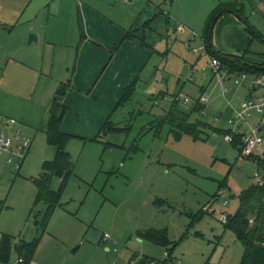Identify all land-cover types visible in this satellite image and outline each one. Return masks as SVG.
<instances>
[{
	"label": "rangeland",
	"instance_id": "obj_1",
	"mask_svg": "<svg viewBox=\"0 0 264 264\" xmlns=\"http://www.w3.org/2000/svg\"><path fill=\"white\" fill-rule=\"evenodd\" d=\"M55 1L33 0L18 26L0 31L3 46L11 38H26L23 50L29 51L27 67L12 66L6 71L0 66V89H16L19 104L8 108L12 97L0 96H9L3 98L2 106L11 113L3 114L24 120V131L33 139L20 169L0 157V243L3 234L10 235L13 242L39 237L35 258L39 264H127L133 255H138V260L151 257L144 259L145 263L158 264L168 250L142 233L162 228L176 244L173 264H240L243 244L227 223H222V216L228 219L237 212L241 191L255 183V173L264 171L253 160L242 157L239 147L226 140V132H215L213 128H231V106L248 99L251 88L247 83H234L239 72L219 71L211 66L214 57L204 48V38L213 8L227 2L242 6L246 21L264 37V0H127L131 7L123 0H111V6H106L112 12L151 5L155 7L154 20L150 21L152 30L145 38L151 47L142 46V52L149 53L143 63L145 70L123 86L124 93L125 87L133 84V93L124 100L123 93L118 97L105 121L110 120L108 128L96 137V133L90 135L94 120H88L102 104L92 102L96 87L119 78L121 71L107 69L102 74L100 69L89 87L74 85V74L77 73V81L83 74V70L76 69L79 52L73 39L76 32L80 36L85 30L80 23L83 15L75 0ZM208 7L209 11H203ZM165 9L169 10L168 15L163 13ZM36 12L38 17L31 18ZM238 20L242 27L228 16L214 22L213 50L240 58L250 49L245 59L263 63L264 41L252 35L245 20ZM177 24L183 31L176 30ZM37 32L42 40L28 44L30 36ZM244 36L247 45L238 44ZM45 37L50 42L48 48L43 42ZM119 46L106 50L107 61L114 59ZM63 83L69 96L61 123L67 119L66 126L80 134L67 143L74 174L42 230L37 219L43 217L46 204H34L37 188L33 179L56 152L47 141L45 127L48 104ZM178 95L179 109L185 112L202 95L209 98L206 113H193L191 117L192 121L199 119L213 127L207 130L209 125L204 124L202 139L195 140L187 134L176 139L168 124L157 132L159 118L164 117ZM184 97L190 101L184 102ZM78 105L83 106L82 112L89 113H80ZM35 115L40 118L35 119ZM261 118L259 112L252 110L249 122L257 125ZM60 180L54 176L51 187L57 189ZM220 191H224L221 197L217 196ZM106 233L110 235L108 241L102 239ZM76 247L78 250L73 252ZM15 258L13 252L9 264H14Z\"/></svg>",
	"mask_w": 264,
	"mask_h": 264
},
{
	"label": "crops",
	"instance_id": "obj_2",
	"mask_svg": "<svg viewBox=\"0 0 264 264\" xmlns=\"http://www.w3.org/2000/svg\"><path fill=\"white\" fill-rule=\"evenodd\" d=\"M57 1L60 3H64V0H56L55 2ZM119 1L121 0H118V2ZM179 1L181 0H178V3ZM32 2L33 0H0V31H2V28L3 29L8 28L9 30H12V28H15L16 26H18V24L21 23L24 16H26ZM110 2L111 0H75L74 2V4H76L80 8V12L83 15L82 20H80V23H82L85 28V30L80 34V36L78 35V32L75 33L76 35L75 34L73 35L75 44L76 42L78 43V52H79L77 63H76L77 64L76 69L83 70V74L78 81L76 80L77 73L74 74L73 76L74 85L78 87H81V86L89 87L93 83L92 79L98 76V72L100 69L103 70L102 74H104L107 69L121 71L119 78L115 80H107L105 81V83L102 80L103 83H101L100 85L98 83L96 87L97 88L96 96L94 97V100H92V102H94V104L96 103H102V104L100 108L96 107V110L94 112H91V113H94L92 116L88 117V120L90 121L94 120V123L92 124L94 132L90 134L92 135L93 133H96L94 137H96L98 132L100 135L101 129H102L101 127L104 126L103 124L105 123L108 114L111 113L112 106L116 104L118 97H121L123 93L122 92L123 86L127 84L129 81H132L134 77H136L137 75L141 76V74L144 72L146 66L145 64L143 65V63L146 62V56L149 55V53L142 52V49H144L142 46L149 45V47H151V45L145 41V38H147V33L150 32V30H152L150 21L154 20L153 18L154 10L152 8H155V7L151 5H146L143 8H137L136 10L133 9L134 11H130L128 9L126 11L125 8H123L122 10L120 8H117L116 12H112L111 10L107 9V6H106V5H109ZM114 2L118 3L115 0ZM123 2L127 3V5L130 6V3H128L127 0H123ZM227 3H230V2H227ZM215 8L216 7H214L213 9ZM206 9L203 8V11H209L210 7ZM157 14H161V13L159 12ZM38 15H39L38 12L33 13L31 15V18L38 17ZM222 16L230 17L233 20V22L239 24L238 26L242 27V24L238 20V16L233 11L227 10ZM29 29H31V26L29 27ZM34 36H36V40L34 39L33 41L40 42L42 40L39 33ZM47 39L48 37H45L43 39V42H45L44 45H47V48H48V45L50 42H48ZM247 41H248L247 37L244 36L242 40L239 41L238 44L247 45L248 43ZM28 44L30 43L28 42ZM25 46H26L25 37L24 38L19 37L17 39L11 38L9 39L8 44L4 46L0 45L1 69L3 68L7 71L12 66L13 68H16L19 66L22 68H25L23 67L24 65L27 67L30 59L28 56L29 51L23 50ZM116 46H119V49L116 52L114 59L107 61L108 54L106 50L108 49L110 50L112 47H116ZM47 48L45 47V53L49 54V51ZM39 51L41 52L39 54L42 55L43 54L42 49H39ZM93 53H96V54H93ZM15 54H20V55L16 56ZM149 61L150 60H148L147 63H149ZM252 75H255V74H252ZM15 82L17 81L15 80ZM18 84H22V82H19ZM54 85L55 84H52L51 86H54ZM49 89L48 91L49 93H51L52 90H49ZM9 90L0 89V95L8 94L12 97L11 102L8 103V108L13 107L15 104L16 105L19 104L17 103L16 99H18V97L20 96V94L18 93L16 89H12V91L11 90L9 91ZM55 93L53 95V98L55 96ZM67 94L63 96L64 98L62 97L63 99L59 98L63 104L65 103V99H67V97L69 96ZM100 95L102 96L100 97ZM78 96L81 97V94H79ZM8 97L0 96V101H1L0 122H2L3 119H5V117L7 119L14 118V117H7L5 116V114H3V113H11L9 112L7 107L2 106L3 98L6 99ZM52 100H50L48 107H50ZM84 100L85 99H83V101ZM238 105L231 106V111L233 113H234L233 108L237 107ZM77 109L80 110V113H89V110L87 112L86 110H83L84 112H82L81 110L83 109V106L81 105H78ZM17 114H23V113H17ZM259 115L262 116V118H261V121L257 123V125H261V124L263 125L264 115L262 114H259ZM34 118L39 119L40 116L35 115ZM84 119H86V117ZM18 121L24 131V128H25L24 120L23 121L18 120ZM67 122L68 121L66 119V121L61 123L60 125L61 131L72 134V135L74 134V136H76L77 134H80L79 132L75 130H70L66 126ZM0 126H2V123L0 124ZM72 131L75 133H73ZM261 132L264 135V126H262ZM26 135L29 136L28 134ZM88 139H92V138H88ZM32 145H33V139H32ZM263 149H264V146H263ZM251 160H253L257 164L259 170L262 171L259 164L257 163L258 161L255 159H251ZM22 240L24 239H19L18 241H14L13 245L15 246ZM40 243H41V239L32 256V261H34L36 264L40 263L38 260L35 259L37 258L36 252L39 249ZM107 250H109L108 247H107ZM13 252L16 255V258L14 261V264H15L17 261V257H18L15 248L13 249L12 253Z\"/></svg>",
	"mask_w": 264,
	"mask_h": 264
},
{
	"label": "trees",
	"instance_id": "obj_3",
	"mask_svg": "<svg viewBox=\"0 0 264 264\" xmlns=\"http://www.w3.org/2000/svg\"><path fill=\"white\" fill-rule=\"evenodd\" d=\"M226 5V6H224ZM242 5V4H241ZM227 10L233 11L239 18L245 20L247 23V29L252 33L253 36H257L264 41L263 35H261L249 22L246 21L243 7L234 6L232 2L222 4L217 6L211 13L212 17L210 23L207 27V33L205 35V47L207 52L217 58L221 65L219 71L232 72H247L253 74L264 73V62L263 63H253L245 59V55L249 54L251 51L247 49L244 57L234 58L231 54H219L213 50L212 47V28L214 22L222 16ZM262 55V54H260ZM234 58V59H232ZM64 83L59 86L56 91V96H54L52 103L49 108V117L45 127V133L47 136V141L49 144L55 146L56 152L55 156L50 161H45L43 163V170L41 174L34 178L33 181L37 188V194L35 198V203L44 202L46 204V209L43 217L38 220V226L44 230L49 222L57 205L61 201L62 194L65 187L74 174L73 164L71 160V155L67 151V143L74 137V135L61 131L60 124L66 113V106L59 99L61 96L65 95ZM126 91L123 95V100L127 96H131L133 93V84L126 87ZM204 91V89L202 90ZM179 100L173 99L172 105L164 115L163 118H159L157 124V132L166 124H168L170 133L176 139H180L184 134L192 136L195 140L202 139L203 132H206L204 124L209 125L207 130H210L211 125L207 122H202L199 119L194 121L191 120L192 114H199L200 111L205 108V105L201 103L200 98H197L190 111L185 112L179 109ZM108 123H105L102 127L101 132L108 128ZM202 123V124H200ZM213 128V127H212ZM211 128V129H212ZM115 129V128H113ZM215 132L222 131L228 133L230 130H220L213 128ZM231 144L235 147H239L242 152V139L239 135L234 136V140ZM247 159L257 160L260 168L264 171V160L259 157H249ZM264 175V173H263ZM54 176L61 178L60 185L57 189L51 187V182ZM258 200V204H254V201ZM240 206L237 212L227 219V226L231 228L237 239L243 244L244 252L240 264H264V184L258 185L254 183L249 188L242 190L239 195ZM253 219V223L250 220ZM144 238H147L151 242L161 245L168 250L169 256L172 258L173 250L176 244L168 238L165 230L162 228H151L142 233ZM40 238L36 237L31 241L22 240L15 246L13 245V239L10 235L3 234L0 243V263L8 264L11 260L12 251L15 248L17 255L24 258L22 264H29L32 261V256L39 244ZM171 246V247H170ZM138 255L132 256L131 260L127 264H146L144 259L151 257H143V259L138 260ZM158 264H172L168 258L163 261H159Z\"/></svg>",
	"mask_w": 264,
	"mask_h": 264
},
{
	"label": "built area",
	"instance_id": "obj_4",
	"mask_svg": "<svg viewBox=\"0 0 264 264\" xmlns=\"http://www.w3.org/2000/svg\"><path fill=\"white\" fill-rule=\"evenodd\" d=\"M153 1H161V3L174 1V0H153ZM165 15L169 14V10H163ZM176 30L183 31V27L180 25H176ZM205 48V47H204ZM220 61L217 58H213L211 61V66L220 68ZM239 76L235 79L234 83L236 85H241L244 83L249 84L251 91L248 99L242 101L237 107H234V115L228 120L231 125L230 131L226 133V140L228 142H232L234 140V136L237 134L242 139V157L244 158H253L259 157L264 160V135L262 134V125H252L249 122V118L251 117V111L256 110L259 114L264 115V73L250 75L247 72H239ZM252 76V77H251ZM260 91V92H258ZM227 92V89H223V94ZM175 100L181 101V97L178 95L175 97ZM184 102H189L190 99L188 97H184L182 99ZM209 98L207 96L202 95L200 97L201 103H203L206 107ZM201 114H205V108L200 111ZM2 126H0V157L4 156L6 159V164L13 167L14 169H20L22 164L24 163L30 148L32 146L31 137L27 136L19 121L12 119H3L1 122ZM235 127V129H234ZM255 183L258 185L264 184V175L263 173H255ZM224 191H220L217 196L221 197ZM228 201L225 199L224 203L226 204ZM253 219L250 220L253 223ZM222 222H227L226 215L223 214ZM105 241L110 239L109 234H103V238ZM116 250V248H113ZM166 258H168L171 263L175 262V259L169 256L167 251ZM23 257H17V261L15 264H22L24 262ZM2 264V263H0ZM9 264V263H8ZM29 264H36L34 261H31Z\"/></svg>",
	"mask_w": 264,
	"mask_h": 264
},
{
	"label": "water",
	"instance_id": "obj_5",
	"mask_svg": "<svg viewBox=\"0 0 264 264\" xmlns=\"http://www.w3.org/2000/svg\"><path fill=\"white\" fill-rule=\"evenodd\" d=\"M34 39L36 40V36H34V35L30 36L29 43H31ZM77 250H78V247H76V248L73 250V252H76Z\"/></svg>",
	"mask_w": 264,
	"mask_h": 264
}]
</instances>
